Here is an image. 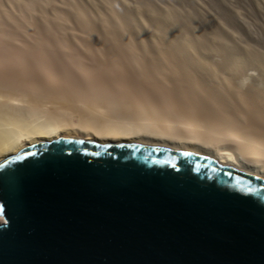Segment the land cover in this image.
I'll use <instances>...</instances> for the list:
<instances>
[{
    "label": "bare ground",
    "instance_id": "1",
    "mask_svg": "<svg viewBox=\"0 0 264 264\" xmlns=\"http://www.w3.org/2000/svg\"><path fill=\"white\" fill-rule=\"evenodd\" d=\"M5 2L0 161L28 145L77 134L142 140L264 175V58L177 37L175 23L156 26L158 38L146 43L123 8L112 5L97 24L72 6L48 15L31 0L18 14L31 29L23 30L11 11L21 2ZM29 10L55 24L64 13L78 33L38 28Z\"/></svg>",
    "mask_w": 264,
    "mask_h": 264
},
{
    "label": "water",
    "instance_id": "2",
    "mask_svg": "<svg viewBox=\"0 0 264 264\" xmlns=\"http://www.w3.org/2000/svg\"><path fill=\"white\" fill-rule=\"evenodd\" d=\"M0 264H264V175L135 139L0 161Z\"/></svg>",
    "mask_w": 264,
    "mask_h": 264
},
{
    "label": "rangeland",
    "instance_id": "3",
    "mask_svg": "<svg viewBox=\"0 0 264 264\" xmlns=\"http://www.w3.org/2000/svg\"><path fill=\"white\" fill-rule=\"evenodd\" d=\"M19 1L21 6L11 7V11L23 30L30 29L18 14L20 9L28 11L23 3L31 0ZM38 1L42 6L40 11L43 10L41 12L48 15L54 11L64 12V9L72 6L82 10L97 24H100L102 15H108L107 6L122 7L132 21L131 28L139 30L146 43H149L150 37L158 38L157 32L154 31L156 26L175 23L177 37L187 36L208 45L233 47L242 56L252 59L264 58V0ZM3 4L8 7L5 0H3ZM40 11L29 10V17L34 18L38 28L51 25L54 30L59 32L60 28V32L64 31L68 35L78 33V24L72 17L66 18L62 13L60 22L55 24L49 16L46 21H43L39 16ZM65 18L68 21L64 20ZM114 22L116 19L113 20ZM110 23L113 24L112 21ZM0 217L3 216L0 214Z\"/></svg>",
    "mask_w": 264,
    "mask_h": 264
},
{
    "label": "trees",
    "instance_id": "4",
    "mask_svg": "<svg viewBox=\"0 0 264 264\" xmlns=\"http://www.w3.org/2000/svg\"><path fill=\"white\" fill-rule=\"evenodd\" d=\"M0 212L2 213V210H0Z\"/></svg>",
    "mask_w": 264,
    "mask_h": 264
}]
</instances>
